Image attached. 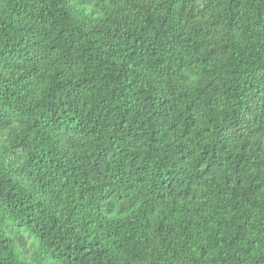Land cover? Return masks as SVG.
<instances>
[{"label":"trees","instance_id":"trees-1","mask_svg":"<svg viewBox=\"0 0 264 264\" xmlns=\"http://www.w3.org/2000/svg\"><path fill=\"white\" fill-rule=\"evenodd\" d=\"M0 264H264V0H0Z\"/></svg>","mask_w":264,"mask_h":264}]
</instances>
